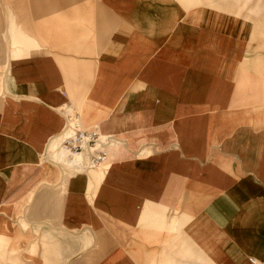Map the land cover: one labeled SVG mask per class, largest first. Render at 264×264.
Returning a JSON list of instances; mask_svg holds the SVG:
<instances>
[{"label":"crops","instance_id":"0c3cea01","mask_svg":"<svg viewBox=\"0 0 264 264\" xmlns=\"http://www.w3.org/2000/svg\"><path fill=\"white\" fill-rule=\"evenodd\" d=\"M196 2L0 0V264H264V32Z\"/></svg>","mask_w":264,"mask_h":264},{"label":"built area","instance_id":"2783aa9c","mask_svg":"<svg viewBox=\"0 0 264 264\" xmlns=\"http://www.w3.org/2000/svg\"><path fill=\"white\" fill-rule=\"evenodd\" d=\"M105 140L97 130L85 131L77 120L71 122L68 130L63 134L61 143L52 151V157L62 160L66 155L72 160L74 156L88 152L90 154L88 168L102 166L107 160ZM73 162L74 159L72 160ZM76 163H79L76 162Z\"/></svg>","mask_w":264,"mask_h":264},{"label":"rangeland","instance_id":"374dc122","mask_svg":"<svg viewBox=\"0 0 264 264\" xmlns=\"http://www.w3.org/2000/svg\"><path fill=\"white\" fill-rule=\"evenodd\" d=\"M187 6H194L197 4L196 0H186ZM215 3L218 10L234 13L238 16H242L243 13L246 14V19L251 21L250 24H252L253 29L256 31H262L264 32V0H202L203 5L212 4ZM229 7H227L228 5ZM224 5V6H223ZM1 7H0V15H1ZM264 40V38H263ZM254 41L258 42V38H256ZM17 45H13L12 48L15 49ZM50 152V157L52 156ZM64 157L62 160L64 162H67L66 155H63ZM76 159H78V156H75ZM73 160V159H72ZM71 160V161H72ZM81 160V159H78ZM75 161V160H74ZM68 164L70 162H67ZM72 163V162H71Z\"/></svg>","mask_w":264,"mask_h":264},{"label":"bare ground","instance_id":"6f19581e","mask_svg":"<svg viewBox=\"0 0 264 264\" xmlns=\"http://www.w3.org/2000/svg\"><path fill=\"white\" fill-rule=\"evenodd\" d=\"M55 148H56V145H55V144H51V146H50V148H49V149H50V152H51V151H54ZM76 156H78V159H82V156H81V155H76ZM73 159L75 160V162L80 161V160L76 159L75 156L73 157Z\"/></svg>","mask_w":264,"mask_h":264}]
</instances>
